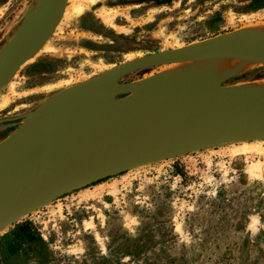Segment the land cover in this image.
Returning <instances> with one entry per match:
<instances>
[{"label": "rangeland", "instance_id": "1", "mask_svg": "<svg viewBox=\"0 0 264 264\" xmlns=\"http://www.w3.org/2000/svg\"><path fill=\"white\" fill-rule=\"evenodd\" d=\"M43 1L0 0V65ZM262 23L264 0H68L0 89V143L63 89ZM259 79L264 65L219 85ZM0 264H264V139L201 146L69 191L0 231Z\"/></svg>", "mask_w": 264, "mask_h": 264}, {"label": "water", "instance_id": "2", "mask_svg": "<svg viewBox=\"0 0 264 264\" xmlns=\"http://www.w3.org/2000/svg\"><path fill=\"white\" fill-rule=\"evenodd\" d=\"M45 1L46 9L36 26L24 42L13 47L10 56L3 59L0 65V89L41 49L68 2ZM217 38L135 58L92 80L61 90L26 116L60 110L63 113L61 119L48 123L43 139L48 140L58 127L64 128L65 135L39 160L38 170L31 180L0 196V230L69 191L164 156H172L166 151L174 144L204 135L203 138L208 141L196 148L264 137V103L210 96L184 82H155L148 79L119 82L120 78L140 69L159 66L192 54L209 52L215 57L240 55L227 49H210ZM95 105L100 107L94 116L85 122L81 121L76 111H85ZM152 109L179 114L180 117L169 129L126 155L99 162L90 160L97 139L104 136L118 116ZM73 119L79 125L71 131Z\"/></svg>", "mask_w": 264, "mask_h": 264}, {"label": "bare ground", "instance_id": "3", "mask_svg": "<svg viewBox=\"0 0 264 264\" xmlns=\"http://www.w3.org/2000/svg\"><path fill=\"white\" fill-rule=\"evenodd\" d=\"M46 3V1L43 2L36 17H33L21 29L13 40L12 48L24 42L44 13ZM210 49H227L236 51L240 55L215 57L209 52L192 54L159 65V70L151 72L147 79L155 82L167 80L190 83L199 92L210 96L220 95L229 99L264 103V79L241 82L227 87L219 85L220 80L226 77L264 65V24L250 25L230 35L219 37L210 45ZM99 107L100 105H95L85 111L77 110L76 113L79 119L85 122L94 116ZM62 114V111L54 110L28 118L29 120L25 119L28 121L0 143V196L8 194L21 183L31 180L38 170L39 160L62 140L65 135L62 127H58L48 140L43 139L48 123L59 121ZM179 117V114L154 109L121 114L111 123L104 136L97 139L90 160L99 162L126 155L169 129ZM78 125L76 119H73L70 130H76ZM203 137L205 135L174 144L166 152L168 155L182 154L206 143L208 140ZM256 139H264V137ZM247 149L249 146H244L243 150Z\"/></svg>", "mask_w": 264, "mask_h": 264}, {"label": "trees", "instance_id": "4", "mask_svg": "<svg viewBox=\"0 0 264 264\" xmlns=\"http://www.w3.org/2000/svg\"><path fill=\"white\" fill-rule=\"evenodd\" d=\"M248 75H249L248 72H246V73H242L241 75L236 76V77H235V80H240V79H242V78H246V77H248ZM108 178H110V177H108ZM102 180H104V179H102ZM102 180H99L98 182H100V181H102Z\"/></svg>", "mask_w": 264, "mask_h": 264}, {"label": "crops", "instance_id": "5", "mask_svg": "<svg viewBox=\"0 0 264 264\" xmlns=\"http://www.w3.org/2000/svg\"><path fill=\"white\" fill-rule=\"evenodd\" d=\"M31 117H34V116H31ZM31 117H27V118H25V119H28V118H30V119H31ZM25 119H23V120H22V122L20 123V125L18 126V128H19L21 125H23V124H24V122H26V121H28V120H29V119H28V120H25ZM18 128H17V129H18ZM17 129H16V130H17ZM16 130H14V131L12 132V134H13V133H14ZM12 134H10L9 136H11ZM9 136H8V137H9ZM8 137H6V138H8ZM6 138H5V139H6Z\"/></svg>", "mask_w": 264, "mask_h": 264}]
</instances>
